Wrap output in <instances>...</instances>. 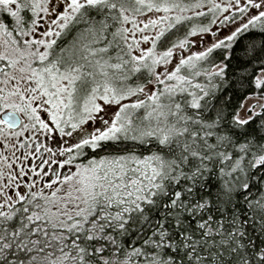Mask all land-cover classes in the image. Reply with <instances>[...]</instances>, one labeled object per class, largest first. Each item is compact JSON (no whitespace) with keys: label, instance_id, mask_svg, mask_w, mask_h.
Listing matches in <instances>:
<instances>
[{"label":"snow or ice","instance_id":"6c2138e0","mask_svg":"<svg viewBox=\"0 0 264 264\" xmlns=\"http://www.w3.org/2000/svg\"><path fill=\"white\" fill-rule=\"evenodd\" d=\"M0 264H264V0H0Z\"/></svg>","mask_w":264,"mask_h":264}]
</instances>
